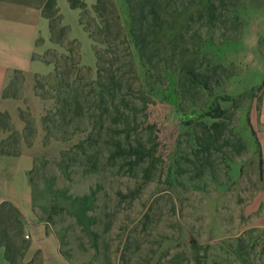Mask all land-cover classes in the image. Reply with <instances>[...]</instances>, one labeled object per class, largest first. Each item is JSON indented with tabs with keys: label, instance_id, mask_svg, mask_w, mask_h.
Masks as SVG:
<instances>
[{
	"label": "rangeland",
	"instance_id": "374dc122",
	"mask_svg": "<svg viewBox=\"0 0 264 264\" xmlns=\"http://www.w3.org/2000/svg\"><path fill=\"white\" fill-rule=\"evenodd\" d=\"M107 1L102 19L79 9L92 29L109 23L98 43L46 10L33 58L49 70L15 71L3 91L0 152L34 163L30 225L0 204V242L14 264H44L33 245L55 248L49 264H264V0H164L162 43L146 52L157 70L128 36L127 0ZM95 48L133 83L127 121L95 103Z\"/></svg>",
	"mask_w": 264,
	"mask_h": 264
},
{
	"label": "crops",
	"instance_id": "0c3cea01",
	"mask_svg": "<svg viewBox=\"0 0 264 264\" xmlns=\"http://www.w3.org/2000/svg\"><path fill=\"white\" fill-rule=\"evenodd\" d=\"M45 1L0 0V99L15 71L34 74L49 70L47 65L33 58L37 39H47L50 35L49 19L44 14ZM82 1L87 5L95 2ZM55 3L68 30L70 22L74 19L78 20L84 29L79 20L78 8L71 7L68 0H55ZM87 35L89 36L88 33ZM33 163V154L29 152L0 153V204L9 202L15 206L21 213L25 228L32 220L29 172ZM37 249L43 254L44 264H49L50 258L52 261H59L54 247L47 251L42 245L30 246L27 256L31 257ZM0 264H9L3 246H0Z\"/></svg>",
	"mask_w": 264,
	"mask_h": 264
},
{
	"label": "trees",
	"instance_id": "16d2710c",
	"mask_svg": "<svg viewBox=\"0 0 264 264\" xmlns=\"http://www.w3.org/2000/svg\"><path fill=\"white\" fill-rule=\"evenodd\" d=\"M109 1V0H108ZM107 1V2H108ZM112 0H110L111 2ZM69 4L73 8H78L80 10L87 7L86 3H84L82 0H68ZM129 4V23L127 25L128 28V36L130 37L131 41L134 43V45L139 49L141 58L145 62V64L149 65V69L156 67V70L159 68L157 65L151 66L150 65V58L146 54L147 51L150 50H159V46L162 43V33L167 25L165 13H164V0H158L159 3H156L157 1L152 0H127ZM112 4V3H111ZM101 7H102V0H95V3L93 5V10L96 14V17L99 19L103 18V15L101 13ZM56 8L55 0H46L44 5V14L45 11L48 9ZM57 9V8H56ZM111 19L113 20V27L119 28V16L114 13L110 12ZM45 16L50 19L48 15L45 14ZM80 23L83 25L85 31L89 34V36L92 38L94 42H100V39L98 38V34L102 35V30L99 29V25H102L105 27V30H107L110 25L107 23L106 20H102L99 25H97V29H92L87 22H84L80 20ZM50 26V24H49ZM101 26V27H102ZM100 27V28H101ZM102 27V29H103ZM51 28V27H50ZM104 31V30H103ZM104 42V41H102ZM110 44L109 41H105ZM98 65H97V83L96 86H92V93L96 96L95 103L100 105L107 106V108L113 109L115 114L117 116L122 117L125 121H127V116H125L124 113H121L120 106L121 104H125V96L127 93H130L132 90L133 83H128V81L124 80L121 75L117 72V70L113 71L110 69H106L103 66L100 65V55L98 54V50L94 49ZM159 64V62H158ZM103 73H107L105 76ZM59 102H63L67 107H70L69 100L66 99H59ZM64 105V106H65ZM126 106V105H125ZM123 108H126L123 106ZM60 113V120L62 122H68L72 121V117L67 115L63 110L59 111ZM48 117L45 115L43 118L44 121L48 122ZM218 123H213V126L217 127ZM126 128H130V122L125 123ZM48 128V127H47ZM46 128V129H47ZM48 130V129H47ZM132 152H134L135 155H139L140 158H143V153H139L138 149H135L134 151L130 148ZM5 153V152H0ZM257 154L259 157V172L262 176L263 174V159L261 154V146L259 142L257 141ZM1 204H7L13 206L9 202H3ZM14 207V206H13ZM0 246H3L5 248V257L9 264H14L12 258L8 254V250L6 249V243L0 242Z\"/></svg>",
	"mask_w": 264,
	"mask_h": 264
},
{
	"label": "built area",
	"instance_id": "2783aa9c",
	"mask_svg": "<svg viewBox=\"0 0 264 264\" xmlns=\"http://www.w3.org/2000/svg\"><path fill=\"white\" fill-rule=\"evenodd\" d=\"M25 237L27 238L28 236H27V235H25Z\"/></svg>",
	"mask_w": 264,
	"mask_h": 264
}]
</instances>
